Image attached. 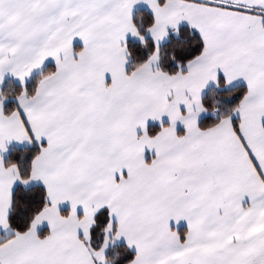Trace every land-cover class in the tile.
<instances>
[{"label":"snow or ice","instance_id":"snow-or-ice-1","mask_svg":"<svg viewBox=\"0 0 264 264\" xmlns=\"http://www.w3.org/2000/svg\"><path fill=\"white\" fill-rule=\"evenodd\" d=\"M0 264H264V0H0Z\"/></svg>","mask_w":264,"mask_h":264}]
</instances>
